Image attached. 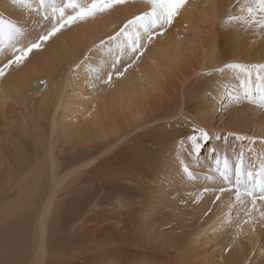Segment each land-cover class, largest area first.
<instances>
[{
  "label": "bare ground",
  "instance_id": "bare-ground-1",
  "mask_svg": "<svg viewBox=\"0 0 264 264\" xmlns=\"http://www.w3.org/2000/svg\"><path fill=\"white\" fill-rule=\"evenodd\" d=\"M198 1L200 0H190L191 7L185 12L180 22L176 25V28L172 29V31L167 33L164 38L159 39L154 46L148 49L142 57V60L139 61L134 68L129 69L124 77L115 78L113 81L114 83L111 85V89L109 86H102V90L104 91H100L98 95L88 98V102L84 106L77 109L75 115H67L61 111L66 108L68 103L73 104V98H71L69 94L66 95L65 100H61L62 91H59V87L62 88V83L58 86L57 91L51 89L46 91L45 95L41 93L39 97H35L33 95L27 97L25 96L30 92H38L42 87L39 81L44 79L43 77L45 76L47 77V84H49V86L53 84V80L57 75H60V77L63 78L65 71L73 63V59L74 62H77L84 50L96 41L97 38L106 32H110L115 25L119 24L129 11H132L135 7L139 6L140 0H137L135 5L130 4L127 8L118 7L110 15H105L102 18L82 25L79 28H75L70 32H65L64 35L50 42L47 45L46 50L40 51L34 55L27 67L18 71H12L11 75H8L6 79L0 80V113L5 114L6 110H9L10 107H12L11 103L13 101L17 102L22 99L24 100V98H26L27 102L30 103V108L25 110L24 113H32V115L30 114L31 117L27 116V125L23 122L17 121V125L12 123L9 126L11 130L9 128H7V130L4 129V126L7 123L5 118L0 121V125L4 130L0 131V150L3 151L0 153V158L5 159L7 163V166L4 169L6 172L2 180L4 183V190H7L8 192L12 189H16L17 191L15 198H10V201L5 203L2 202V205L0 206V220L8 222L4 225L2 224L3 226L0 225V254L13 255L12 253L15 250H18L19 253L21 251V260L30 258V264H40L41 259L48 258L45 253L47 252V245L50 242V234L55 238H59L61 233L65 236V234H63V229L69 232V229L73 230L78 228L81 224L82 227L86 226L85 224L90 223L91 219L94 220L93 217L99 214H101L102 217L105 216L104 219L110 220V224H114L116 227L115 230L117 229L116 231H118L120 236L125 239L131 238L132 241L139 239V241L143 242V244L147 242L150 236H152V232L155 229L157 222L163 220L165 216L168 215L170 220H173L172 222L170 221L172 224L174 222L177 224L180 220L181 222H179L176 226H180L181 223H184L181 220L182 218H180V209L178 206H175L177 202L173 204L174 200L172 201V196L173 192H175L173 191L174 188L177 186L181 188L182 185L186 186L187 184L180 182L179 185L177 179H175L176 182L174 186L169 183L172 178L177 176L176 161L173 162L174 160L169 161L167 158H164L162 166L160 165L163 169H157V162L162 160L161 154L159 153L157 155H153L154 153L150 152V149L154 147L151 146V148L149 145H144L146 141L141 138L142 134L132 136L135 139V142H137V147H135V152L132 156H127L126 153L121 152V148H119L112 156H110L109 160L106 159L108 161L112 160L109 164H105L107 162L105 159L100 161L101 165L99 164V170H94V174L92 173L93 175L91 174V177L88 176L89 183L91 185H86V188L84 189L85 192H79L77 195L75 192L73 194V196H75L71 201L66 200L63 202L58 191L60 190V186L68 179H73L74 181L75 176L73 178H71V176L74 171H77L76 169H81V167H86V165H94L99 158L103 157L104 154L109 153L115 145L127 138L135 129V125H138L139 123L147 125L148 121H155L157 119L160 120L162 116L160 114L161 112L164 114L166 106L164 107L163 103H159V99H157L158 102H155L156 100H148L151 93H145V98L142 94L141 96H143V100L141 99L135 101V99H133L135 96L133 95V92L135 91L134 93H136L137 88L140 90L146 87H149V89H155L156 86L164 84L163 79H165L164 77H167H163L162 71H164V68L169 71L171 69L174 72V75H176L178 71L183 73L185 68L195 65L193 59L198 61L197 63L199 68H211L232 57L240 58L242 54L245 53L257 40L258 36L254 33H246L237 37L230 33L221 31L220 29H218L220 31V33H218L219 35L215 34V37L216 35L218 36L217 40V38L214 37V33L210 30L211 32H209V35H212V38L209 37L211 38L209 39V47L205 46L202 49L201 46L196 45V48H201V50L199 53L195 54L193 51L195 47L183 44L179 39V33L183 30L182 32L185 34V32L188 33L194 27H197L198 23L196 22V19L203 22H207V20H213L216 22L218 14L220 11H223V8L221 7L220 9H217L214 5H223L225 3V0H203L205 2H199L200 4L197 6V10L196 4ZM5 3L6 0H0V10H3ZM203 4H205V6H203V10H207V4L209 6V9L205 12L203 10H199V7ZM194 10H197L198 14L196 19L194 16ZM208 23L209 22H207V24ZM210 24H212L210 25V28H213L214 23L210 22ZM184 25H187V27H184ZM214 29H217V27L215 26ZM192 35L195 34H191V36ZM188 37L189 36H185V38ZM213 37L215 40H213ZM192 44H194V42ZM193 52L195 55H192ZM196 68L193 67L194 70ZM199 70L196 69V71ZM166 73L168 74V72H165V74ZM182 73L179 75H182ZM168 81L170 82L171 80L169 79ZM175 85L178 86V84ZM190 87L187 88L186 92H183V94L181 93L183 95L184 102L188 100L189 103L187 105L191 104L190 102L192 101L196 102V104H198V111L196 115H199L200 118L201 116L203 117L200 121L206 125L208 123L212 124L211 119H208L207 116L209 115L207 114L209 107H213L216 102L218 105H221L222 103L224 105L226 102L224 99H217L219 89L212 91V96L210 97L208 94L209 91L204 85L192 86L191 84ZM149 89L146 88L144 90L146 91ZM177 89L180 90L178 87ZM174 91H176V89H174ZM152 97L154 98V96ZM215 99H217L216 102ZM62 101H65V106L62 104ZM120 102L123 103L120 104ZM24 117L26 116L24 115ZM238 117L239 118L233 119V125H235V128L239 127L236 129V132L241 131L239 130L240 127L243 130V127L246 125L245 122H243L244 120L240 119V115ZM245 117L246 116H244V118ZM72 118L78 119V121L69 122L72 121ZM136 118L142 122L138 123L137 121L136 123ZM172 119L173 118H170V120ZM61 122H64L63 124L66 130L61 129L63 126V124L61 125ZM263 124L262 126L259 125V132L262 130V127H264ZM209 127H211V125H209ZM21 128H24L25 130L23 131ZM165 131L166 130L163 132L162 130V132L155 134L157 137L155 139H165L167 137ZM178 135L181 136V134ZM104 137L105 140L102 139ZM63 138L67 139L64 140L65 142H72L71 149H73L72 154H74L75 157L69 158L66 162L62 163L63 171L65 168H68V166L69 169L64 172L65 174L62 172V176L59 177L58 173L60 172H58V170L59 167H61L59 164H61L60 160L63 158L60 160L57 159V156L54 154V150L57 142ZM9 142H12L13 146L7 144ZM132 147L131 149H133ZM124 149L127 148L124 147ZM156 149H158V147ZM170 149H172V147ZM70 157L73 156L70 155ZM7 159H9V161ZM1 170L2 169L0 167V173L3 174V170ZM14 179H16V181ZM69 183L71 185V183L74 182L69 181L68 185ZM187 186L190 185L188 184ZM0 188L3 189L2 186ZM66 188L63 190H66ZM180 188H177L178 191L182 189ZM69 192L71 193V191ZM67 194L68 192L66 195ZM170 195L172 196L169 197ZM167 197L171 198V200H168ZM183 199H185V197ZM60 200H62V202H60ZM193 204L195 206V203ZM100 205H102L103 208L99 209ZM32 209L36 211V215L32 221L30 220L31 217L28 218V221H31L28 222L30 224L28 228L26 226L28 224L27 219H25L26 217L24 216L22 217L24 219H22L21 216L24 212ZM216 213L219 215L220 212L218 211ZM15 218L20 220H16ZM101 218H99L100 222L103 221ZM165 219L167 218L165 217ZM14 220H16L15 223ZM96 221V224L99 225L98 218ZM103 222L100 224L102 225ZM133 226L135 227V232L131 231ZM176 226L174 227V230L176 229ZM106 227L107 224L105 228ZM182 227L184 228V226L181 225V228ZM181 228H178V230ZM109 229L110 227H107L106 231L109 232ZM101 231L104 230L102 229ZM183 231L185 232V230ZM25 232H28V234ZM224 233L226 232L224 231L223 234ZM233 233L234 226L233 229L227 231V235L231 236L229 241L233 243L234 249L239 252L244 250L242 242L245 239L249 241L250 239L248 240V238H251L253 234L257 237L258 235L264 236V230H262L259 225L257 226L256 233H252L249 227L245 225L243 233L235 240H233ZM166 235L167 233L164 236ZM182 236V233H173L163 238H168L174 244L179 241ZM184 236L186 235L184 234ZM108 237L109 240L112 239L111 235ZM246 240L245 242H247ZM255 242L256 241H254V243ZM246 244H248V248L253 245H250L249 243ZM188 245L190 246L191 243ZM134 246L135 248H141V245L138 247L137 245ZM171 246L173 245L171 244ZM192 246L194 247V250L191 246L190 249L195 252V248L197 246L195 247L194 244H192ZM186 250H188V248ZM200 251L201 249L199 250L198 255L202 253ZM194 252H192V254ZM231 252L234 253V250ZM130 253L132 252H129V254ZM196 253L197 251L195 254ZM233 253H231L232 256L234 255ZM240 254H244V252ZM159 256L161 255H158V257ZM3 257L6 258V255ZM190 257L188 256L187 258L190 260L194 259L193 257ZM226 257L227 256H225L224 259ZM128 259L129 255L125 253L122 258L123 263ZM141 259H143V257ZM143 260L146 261L148 259L144 258ZM152 260L154 259L152 258ZM155 260L154 263L152 262L151 264H164V260L162 261L160 258ZM166 260L167 257L165 258V262ZM237 260H239L238 257ZM136 261L139 260L137 259ZM147 262H145V264H147ZM168 262L170 263V261ZM172 262L173 261H171V263ZM189 264L197 263L192 261Z\"/></svg>",
  "mask_w": 264,
  "mask_h": 264
},
{
  "label": "snow or ice",
  "instance_id": "snow-or-ice-1",
  "mask_svg": "<svg viewBox=\"0 0 264 264\" xmlns=\"http://www.w3.org/2000/svg\"><path fill=\"white\" fill-rule=\"evenodd\" d=\"M137 0H6L0 10V80L27 67L32 57L75 28L88 24L116 8ZM190 0H140L110 32L94 41L68 69L75 78L84 72L86 87L98 91L124 77L142 60L145 52L176 28ZM217 28L234 36L254 33L264 38V0H225ZM18 14V15H17ZM187 27V25H184ZM198 75L212 81V91L230 107L264 112V62L224 61ZM41 85L46 81L41 79ZM212 96V92L208 93ZM188 131L176 141V171L181 183L195 186L181 203L208 201L205 216L221 210L217 229H233V240L247 225L252 233L264 230V127L260 132H216L186 118ZM223 144V147H221ZM176 192L173 199L180 197ZM227 209V211H222ZM233 243L223 251L228 252ZM264 258V242L254 248L246 264Z\"/></svg>",
  "mask_w": 264,
  "mask_h": 264
},
{
  "label": "rangeland",
  "instance_id": "rangeland-1",
  "mask_svg": "<svg viewBox=\"0 0 264 264\" xmlns=\"http://www.w3.org/2000/svg\"><path fill=\"white\" fill-rule=\"evenodd\" d=\"M199 2L203 3L205 1H203V0L198 1L196 4V7L200 4ZM203 6H205V4H203L199 7L200 11L203 10ZM208 9H209V6L207 4V10ZM197 10H198V7H197ZM197 10H194L195 11V13H194L195 19H196V16L198 15ZM207 10H203V11L205 12ZM196 22L198 23L197 27H194L190 32H188V33L185 32V34H183V32H182L183 30H182L181 33H179V35H180L179 39L182 41L183 44H185L186 46H192V47L194 46L195 47L193 50L195 52V54L199 53L201 50V48H196L198 45L201 46L202 49L205 46L209 47V45H210L209 39L212 38V35L210 36L209 32L212 31L214 33V37H215V34L219 35L218 33H220L218 28L214 29L215 26L217 27V25H216V22H214L213 20L212 21L207 20V22H209L208 24H207V22L198 21L197 19H196ZM210 22L214 23L213 28H210V25H212V24H210ZM191 34H195V35L191 36ZM217 35L215 38L218 37ZM185 36H189V37L185 38ZM209 37H211V38H209ZM214 37H213V40H215ZM217 40H218V38H217ZM193 42H194V44H192ZM194 52L192 53V55H195ZM193 61H194L195 65L188 66V68H185L183 70L184 71L183 73L181 71L180 72L178 71L176 74L177 77H176V75H174V72L171 69L169 71L168 69L164 68V71L168 72L169 75L167 73L165 74V72L162 71L163 77L164 76H167V77H164L165 79H163L164 84L156 86L155 89H152V88L149 89V87H146L149 90H146L147 91L146 92L144 90L146 88H143L142 89L144 91L143 92L142 90L137 88L139 91L138 92L137 89L135 88L136 93H134L135 91L133 92V95H135L133 99H135V101L141 100V99L143 100V96L145 98V93H151L150 97H148V100H153V101L156 100L155 102H158L157 99H159L160 100L159 103L161 102V104L163 103L164 107L166 106L164 109L165 110L164 114H162V112H161L160 115H162V116H161L160 120L157 119L155 121H153V120L148 121L147 125H144L142 123L140 124L139 122H142V121L141 120L139 121L136 118V123L138 121V123L140 125L139 124L135 125L134 126L135 129L131 132V134H129V136L127 138L123 139L124 141L122 140V142L115 145V147L112 148L109 153L104 154V156L99 158L94 163V165H89V166L86 165V167L84 166L83 168L81 167V169H76L77 171H74L73 175L71 176V178H73L75 176L74 181H73V179L67 180L68 182L72 181L75 184L71 183V185H70V183H69V185H68V182L66 181L64 184H62L64 186L61 185L59 188L60 190L58 191V193L60 195V198H62L63 202H65L66 200L71 201L75 196V195L73 196V194L75 192H76V195L79 192H83V191L85 192L84 189L86 188V185L87 186L91 185L89 183L88 178L91 177L92 173L94 174V170H96V171L99 170L100 165H101L100 161L102 159L103 160L104 159L109 160L110 156H112L114 154V152H116L119 148H121V152H125L127 156H132L133 153L135 152V147H137V142H135V139L132 137L133 135L135 136L136 134H139V135L142 134L141 138L146 141L144 145H149L150 147L152 146L155 148L154 149L151 147L152 149H150V152L154 153L153 155H157L159 153L161 154L162 160L157 162L158 163L157 169L161 170V169H163V167H161V166L163 164L164 158H167L169 161H173V160H174L173 162L176 161L177 152L175 150L176 149L175 144H176V141L179 139L178 137H180L178 134H181V135L186 134L188 131V128L186 125V118H190V119L194 120L196 123H198L202 126H205L212 131H216V132L235 131L236 132V129H238L239 127L235 128V125H233V119L239 118L238 116L240 115V119L244 120L243 122H245V124H246L243 127V130L240 127L239 130H241V131L238 130L240 133L241 132L242 133L248 132L250 127L254 128L257 132H259L258 131V130H260V129H258V127H260L259 125L262 126V124L264 123V112H259V111H251L250 112L246 106L245 107L232 106L227 111H224L223 103L221 102L222 104L218 105V103L216 102L217 99H220V98L223 99L222 97H220L221 95L217 96V99H215V102H216L215 105L211 108L209 107V111L207 112V114H209V115H207L208 119H211L212 124L208 123L206 125L200 121V119H203V117L201 116V118H200L199 115L198 116L196 115V113L198 111V108H197L198 104H196V102L192 101V102H190L191 104L187 105L189 102H188V100H186L187 102L186 101L184 102V98H183L182 94H183V92L187 91V88L190 87L191 84H192V86L204 85L205 88H207L209 92H212V87H213L212 81L215 80L216 77L208 78L205 76L198 75L200 72L208 71L209 68H207V67L199 68L198 63H197L198 61L195 59H193ZM226 61L264 62V38L257 37V40L250 46V48H248V50L245 53L242 54V56L240 58H233L232 57ZM75 63L76 62H74V59H73V63L71 65H74ZM219 65H217V66H219ZM193 67L194 68L197 67L196 69L197 70L200 69V70L196 71V69L194 70ZM214 67H216V66H214ZM68 69L65 71L63 78H61L60 75H57L54 78L53 84L51 86H49V84H47V77L46 76L43 77L44 78L43 80L46 81V86L42 85V87L40 88V90L38 92H30L25 97L31 96V95H33L35 97H39L41 93L45 95V92L48 90H51V89H54L57 91L58 86L62 83L61 84L62 88L59 87V91H62L61 100H65L66 95L69 94V96L71 98H73L72 99L73 104L68 103V105H66V108L61 110V111H62V113L67 114V115H71V114L75 115L76 110L79 109L81 106H84L88 102V98H91L92 96L98 95V93L100 91H104V90H102V86L100 87V89L98 91L90 90L88 87H86L85 81H86V79H88V77L85 76L84 72H80L75 78H73L72 76H70ZM186 69H187V71H186ZM181 73H182V75H179ZM189 73L191 74V76ZM188 74H189V76H188ZM58 78H61V79H58ZM169 79L171 80L170 81L171 84L168 81ZM173 80L177 81L178 83L173 81ZM194 80H196V81H194ZM165 81L168 82L169 85ZM175 84H178V86H176ZM111 87L112 86H109L110 89H111ZM167 87L170 89H168ZM177 87L180 88V90L177 89ZM174 89H176V91H174ZM171 90H173V91H171ZM149 91H151V92H149ZM165 93H168V94H165ZM142 94H143V96H141ZM168 95L169 96L171 95V96L169 97ZM152 96H154V98ZM19 101H17V102L13 101L11 103L12 107H10L9 110H6L5 114L0 113V121L3 118H5L7 120V123L4 126L5 130H7V128H9V126L12 123H15V125H17L18 122H23L27 125V119H28L27 116L31 117L30 114L32 115V113H30V112L27 114L24 113L25 110H28L30 108V103L27 102V99L24 98V100L22 99ZM64 102L62 101L63 105H64ZM122 103L120 102V104H122ZM24 106H25V108H24ZM70 109H71V113H70ZM234 110H235V112H234ZM24 115L27 118L24 117ZM243 115L246 117L244 118ZM23 118H24V120H23ZM170 118H173L175 120H173V119L170 120ZM75 121H78V119L72 118V121H69V122H75ZM246 121L249 124H247ZM63 123L64 122H61V125ZM260 123H262V124H260ZM209 125H211V127H209ZM246 126H247V128H246ZM232 128H234V129H232ZM21 129L23 131L25 130L24 128H21ZM61 129L66 130L64 127V124L61 127ZM244 129H245V131H244ZM162 130H163V132H164V130H166L165 132L167 134V137L163 140H158V139L156 140L155 138H157V137L155 134L162 132ZM0 131H4L2 129L1 125H0ZM169 131H170V133H169ZM168 134H170V135H168ZM176 136H178V137H176ZM136 137L139 138L138 136H136ZM128 138H131V139H128ZM102 139L105 140V137ZM64 140H67V139L63 138L59 142H57L55 150H54V154L57 156V159L60 160L61 158H63L60 160L61 164H59V166H61V167H59V170H58V172L61 173V174L58 173L59 177L62 176V174L69 169V166H68V168H65L63 171L62 170V163L66 162L69 158L75 157L74 154H72V152H73V149H71L72 142H68V141L65 142ZM126 141H128V142H126ZM160 142H162V143H160ZM149 143H151V144H149ZM7 144L13 146L12 142H9ZM128 146H130V147H128ZM173 146L175 147V149ZM124 147L127 149L129 148L130 150L128 149L129 150L128 151L127 149H124ZM131 147L133 149H131ZM157 147H158V149H156ZM171 147L174 151L172 149H170ZM221 147H223V144H221ZM123 150H126V151H123ZM153 151H156V152H153ZM2 152L3 151L0 150V153H2ZM70 155L73 157H70ZM7 157H8V155H7ZM7 160L9 161V159H7ZM108 160H106L107 162L105 164H109L110 161H112V160H110V161H108ZM158 165L159 166L161 165V166L159 167ZM6 166H7L6 160L0 158V167L3 170V171L1 170L3 172V174L0 173V187L2 186V188H3V189L0 188V206L2 205L1 204L2 202L5 203V202L10 201V198L11 199H13V197L15 198L16 194H17L16 189H12L11 191H8V192H7V190H4V183L2 180H3L4 174L6 172L4 170ZM95 166H98V167H95ZM176 175H177V172H176ZM175 179L178 180V183L180 185L178 175L175 176L174 178H172L169 183L173 184V186H174V184L176 182ZM14 180L16 181V179H14ZM76 183H78V184H76ZM72 184H74V185H72ZM187 185L186 186L182 185L181 186L182 189L178 186L176 188H174L173 191H175V192H173V196L175 195L176 191L177 192L181 191L180 197L173 199L172 195L169 196V197L172 196V201L174 200L173 201L174 203L172 202L173 204H175L177 202V204L175 206L176 207L178 206V208L180 209V213H181L180 218H182L181 220H182V222H184L183 224L181 223V225L184 226L185 229L183 227L181 228V225L176 226V225H178L179 222H181L180 220L178 221L177 224L175 222L172 224L171 222L173 220L171 221L167 215V216H165L167 219H165V217H164L163 220H160L159 222H157V225H155V229L152 232V236H150L148 238L147 242H145L143 244V242H140L139 239L132 241L131 238L125 239L122 236H120L118 231H116L117 229L115 230L116 227L114 226V224L111 223L112 224L111 225L109 222L110 220L104 219L105 216L102 217L101 214H99V215H96L95 217H93L94 220L95 219L97 220V218H98L99 225L96 224L97 223L96 220L94 221L91 219L90 223H88L89 225L85 224L86 226L82 227V224H81L78 226V228H75L73 230L69 229L68 230L69 232H67L66 230L63 229V234H65V236H63L62 233L59 235L60 236L59 238L63 237L62 239L55 238L54 236L52 237L50 234V242L47 245V249H46L47 252L45 253L48 256V258H47L48 260L46 258H44L45 260L41 259L40 264H44V263L45 264H101V263L102 264H126V263L127 264H145V262H147L148 260L149 261L147 262V264H151L152 262L154 263V260L158 259V258L162 259V261L164 260V264H167V263L170 264L171 261H173L171 264H189L192 261L197 263V264H221V263L222 264H228V263L231 264V262H232V264H238L239 261L241 264H246L248 257L250 255H252L253 249L254 248L259 249L261 243L264 242V238H263L264 236L258 235V237H257L253 234L251 237L252 239L248 238V240L250 239L249 241H247L245 239L247 242H245V240L242 242V245L244 248V250L242 252L237 251L236 249H234V247H232L233 249L231 248L228 252H224L223 249L228 243H230L229 238H231V236L227 235V231H225L226 233L223 234L224 231L217 229V223H218L217 222V217H218L217 215H218V213H216V212H218V211L220 212V210H218V209L214 210L212 214H210L208 216H205V215L203 216L204 212L206 211L207 206H209L207 200L203 201V203L199 202L200 204L195 203V206H194L193 202H191V201H189L188 203H181V200L184 198V195H183L184 193L194 191V188H192V187H195V186H193V185L187 186ZM64 187L66 188V190H63V189H65ZM177 188L178 189L180 188L181 190L178 191ZM67 189H69V190H67ZM183 189H185V190H183ZM69 191H71V193ZM67 192L69 195L68 194L66 195ZM169 197H167L168 200H171V198H169ZM62 200H60V202H62ZM101 208H103L102 205L99 206V209H101ZM33 210L34 209L24 212L23 213L24 215L22 214L21 218L25 216L26 217L25 219H27V223L31 222L35 218V215H36V211L35 210L33 211ZM222 211H227V209H223ZM198 214H200V215H198ZM30 217H31V219H30L31 221L30 220L28 221V218H30ZM99 218H101V220H103V221L105 220L104 221L105 223L102 221L104 226H103V224L102 225L100 224L102 222H100ZM22 219H24V218H22ZM211 219L214 221H212ZM16 220H20V219H16ZM16 220H14V223ZM6 223H8V222L0 220V225H2V224L4 225ZM106 224H107L108 228L110 227L109 232L106 231L107 230V227L105 228ZM29 225L30 224L28 223L26 226L28 227ZM100 225H101V227H100ZM174 225L176 226L175 230H174V227H175ZM172 226H173V228H172ZM198 226H200V227H198ZM28 228H27V230L29 231ZM178 228H181V229L178 230ZM102 229L104 231H101ZM113 229H114V231H113ZM183 230H185V232ZM25 231H26V229H25ZM131 231L135 232L134 226L131 229ZM25 233L28 234V232H25ZM166 233H167V235L164 236ZM173 233L174 234L175 233H182L183 236L179 241L175 242L174 244L168 238H165V239L163 238V237H167ZM184 234L186 236H184ZM61 235H62V237H61ZM110 235H111L112 239L109 240L108 236H110ZM223 235H224V237H223ZM253 239H254V241H256L255 242L256 244L254 243ZM137 241H139V242H137ZM168 241H171V242H168ZM190 243H191L190 246L192 247L193 250H194V247L192 246V244H194L195 247L197 246L196 248H198V249L195 248V250L197 251L196 254H195L196 251L194 252V251H192V249H190V246L188 245ZM246 243H249L250 245L253 244V245L250 248H248L249 246H247L248 244H246ZM130 244H132V245H130ZM138 244H140L141 246ZM171 244L173 246H171ZM134 245H137V247L140 246L141 248H135ZM177 248L180 250H178ZM187 248H188V250L190 249L191 251L186 250ZM200 249H201L200 252H202V253H200V255H198V252ZM249 249H251V250H249ZM233 250H234V253L231 252ZM124 251H126V252H124ZM128 251L132 252V253L129 254ZM184 251H185V254H184ZM236 251H237V253H236ZM192 252H194V253L192 254ZM243 252H244V254H240ZM1 253H2V251H1ZM20 253H21V251H20ZM20 253L18 252V250H15L12 253L13 255L4 254V255H6V258L3 257L4 256L3 254H0V264H15V263L16 264H22L23 262H24L23 264H25V263L30 264V258L21 260L20 257H22V255ZM125 253H127L129 255V259L123 263L122 258L125 255ZM231 253H233L234 255L232 256ZM235 253L237 254V256ZM238 253H239V255H238ZM56 254H58V255H56ZM96 254H98V255H96ZM158 255H161V256L158 257ZM186 255H187V257L191 256L190 258L193 257L195 260L194 259L190 260L189 258L186 257ZM244 255H246V256H244ZM225 256H227L226 257L227 260H226V258L224 259ZM240 256H241V258H240ZM142 257H143V259L145 258L148 260L145 261V260L141 259ZM166 257H167V260L170 261V263L167 260L165 262ZM237 257L239 260H237ZM152 258L154 260H152ZM137 259L139 261H136ZM257 259H258V264H264L263 263L264 259H262L259 256L258 251H257ZM151 260H152V262H151ZM188 261H189V263H188ZM227 261H228V263H227Z\"/></svg>",
  "mask_w": 264,
  "mask_h": 264
}]
</instances>
